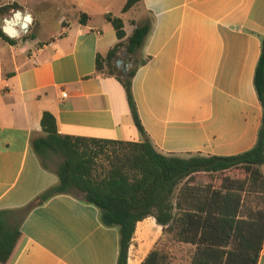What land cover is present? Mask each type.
<instances>
[{
	"label": "crops",
	"instance_id": "obj_1",
	"mask_svg": "<svg viewBox=\"0 0 264 264\" xmlns=\"http://www.w3.org/2000/svg\"><path fill=\"white\" fill-rule=\"evenodd\" d=\"M125 2L71 0L68 5L59 0L64 10L56 19L57 31L40 29L36 4L31 25L39 37L22 46L0 37V210L21 208L57 183L54 168L43 169L32 147L43 136V112L53 115L59 134L147 139L164 156L230 157L254 146L261 106L253 74L264 37V3L140 0L124 12ZM81 13L88 17L85 23L79 21ZM106 14L122 20V42L135 27L151 21L138 52L149 59L131 82L143 132L134 126L121 83L106 70L95 69L96 56L105 57L119 41ZM116 61L118 72L121 63L130 65L125 49ZM259 170L264 177V163ZM227 175L198 172L193 180H184L171 197L173 214L182 219L183 212L220 206L229 184L239 181ZM236 192L239 218L248 219V209L253 211L244 205L249 193ZM181 224L174 222L164 232L152 216L138 221L128 264H142L153 250L165 263L182 259L190 264L195 245L180 241L187 236ZM118 239V228L102 225L98 209L81 195H57L29 212L10 259L0 264H116ZM257 264H264V242Z\"/></svg>",
	"mask_w": 264,
	"mask_h": 264
},
{
	"label": "trees",
	"instance_id": "obj_2",
	"mask_svg": "<svg viewBox=\"0 0 264 264\" xmlns=\"http://www.w3.org/2000/svg\"><path fill=\"white\" fill-rule=\"evenodd\" d=\"M139 1L126 0L123 11ZM18 7L13 2L0 7V12ZM87 19L86 14H80V23ZM105 19L119 41L105 57L96 56L95 69L106 70L121 83L134 126L143 132L131 82L138 67L149 59L137 61V55L150 32L151 21L135 27L127 41L122 42L125 37L122 20L111 14H106ZM0 37L11 45L15 43L1 28ZM122 49L130 64L124 75L115 65ZM253 87L261 106L256 142L249 150L230 157L179 158L158 153L147 139L128 142L63 135L58 133L53 115L43 112L40 120L43 136L33 140L32 147L43 169H51L47 163L51 157L59 158L53 169L57 183L21 208L0 210V262L10 259L20 238L21 223L33 208L57 195H81L85 203L98 209L102 225L118 228L116 264H128V249L136 224L149 216L154 217L164 232H170L174 222L182 221L187 236L180 241L195 245L190 264H257L264 242V177L259 170L264 163V37L253 74ZM223 171L228 174L240 171L245 177L236 181L237 185L229 184L220 206H207L195 213L183 212L182 219L173 214L171 197L180 183L193 180L198 172ZM236 191L261 195L260 205L252 213L248 209V219L239 218L241 198ZM216 194L214 192L211 198ZM232 241L235 244L230 246ZM142 264H164V258L153 250Z\"/></svg>",
	"mask_w": 264,
	"mask_h": 264
},
{
	"label": "rangeland",
	"instance_id": "obj_3",
	"mask_svg": "<svg viewBox=\"0 0 264 264\" xmlns=\"http://www.w3.org/2000/svg\"><path fill=\"white\" fill-rule=\"evenodd\" d=\"M65 4H70L71 0H61ZM18 3H20L21 6L18 8H11L6 11L0 12V28L4 25V20L10 18L13 13L16 10H20L22 13H29L31 15L32 11H34V5H39V22H40V29L42 31H50L59 29V26L56 24V19L60 15V13L64 10V7L59 3V0H17ZM13 2H10L9 0H0V7L6 5V4H12ZM264 3V0H258L257 5ZM146 19H148V16L146 15ZM75 25V24H74ZM129 28H127V31ZM38 30L36 29V26H32L31 24L28 27V30L26 33H22L16 37H14L15 41L19 43L20 46L24 45L25 43L31 41L35 35L38 36ZM142 59L141 56L137 55V61H140ZM120 69V72L124 75L130 65H127L125 62L121 63L118 66ZM59 162V158L51 157L47 163L50 168H54L55 165ZM229 179H235L237 180H243L245 175L241 173L240 171H234L233 173H230L227 175ZM249 194L246 195V198L248 196V199L245 198L244 205L251 207L253 210L256 209L257 206L260 205V202L262 201L260 198V194L257 192H248ZM182 251V250H181ZM182 260V259H181ZM181 260L179 261V264H182ZM164 264H169L168 260Z\"/></svg>",
	"mask_w": 264,
	"mask_h": 264
},
{
	"label": "water",
	"instance_id": "obj_4",
	"mask_svg": "<svg viewBox=\"0 0 264 264\" xmlns=\"http://www.w3.org/2000/svg\"><path fill=\"white\" fill-rule=\"evenodd\" d=\"M31 22L32 17L29 13H22L20 10H16L10 18L4 20L1 30L8 37L14 38L22 33H26ZM119 62V60L116 61L117 64Z\"/></svg>",
	"mask_w": 264,
	"mask_h": 264
},
{
	"label": "built area",
	"instance_id": "obj_5",
	"mask_svg": "<svg viewBox=\"0 0 264 264\" xmlns=\"http://www.w3.org/2000/svg\"><path fill=\"white\" fill-rule=\"evenodd\" d=\"M62 96H64V97H65V96H66V94H63Z\"/></svg>",
	"mask_w": 264,
	"mask_h": 264
},
{
	"label": "bare ground",
	"instance_id": "obj_6",
	"mask_svg": "<svg viewBox=\"0 0 264 264\" xmlns=\"http://www.w3.org/2000/svg\"><path fill=\"white\" fill-rule=\"evenodd\" d=\"M21 18H22V16H21Z\"/></svg>",
	"mask_w": 264,
	"mask_h": 264
}]
</instances>
